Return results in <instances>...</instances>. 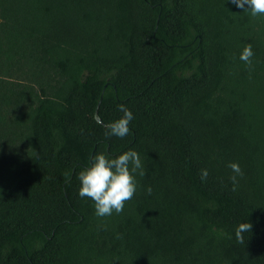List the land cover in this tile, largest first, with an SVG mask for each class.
I'll list each match as a JSON object with an SVG mask.
<instances>
[{
  "label": "trees",
  "instance_id": "obj_1",
  "mask_svg": "<svg viewBox=\"0 0 264 264\" xmlns=\"http://www.w3.org/2000/svg\"><path fill=\"white\" fill-rule=\"evenodd\" d=\"M121 104L130 133L106 136ZM129 150L145 175L98 217L78 173ZM0 264H264V14L0 0Z\"/></svg>",
  "mask_w": 264,
  "mask_h": 264
},
{
  "label": "clouds",
  "instance_id": "obj_2",
  "mask_svg": "<svg viewBox=\"0 0 264 264\" xmlns=\"http://www.w3.org/2000/svg\"><path fill=\"white\" fill-rule=\"evenodd\" d=\"M236 7L242 10H250L253 16L264 14V0H231ZM254 52L249 44L240 55V60L250 68ZM119 110L123 113L122 118L108 125L109 131L106 136L124 138L130 133V123L134 119L133 113L126 106L121 104ZM229 168L242 176L243 171L238 163H229ZM145 175L139 154L129 150L123 154L109 159L104 154H97L93 157L92 167L78 173L80 181L79 196L89 198L94 202L95 214L98 217L111 216L113 212L119 214L123 211L125 203L130 201L137 190L136 174ZM208 177L207 169L201 170V179ZM236 183V176L232 177ZM151 192V189H148ZM252 229L251 223H241L236 229V239L244 243L243 233Z\"/></svg>",
  "mask_w": 264,
  "mask_h": 264
},
{
  "label": "water",
  "instance_id": "obj_3",
  "mask_svg": "<svg viewBox=\"0 0 264 264\" xmlns=\"http://www.w3.org/2000/svg\"><path fill=\"white\" fill-rule=\"evenodd\" d=\"M95 118H96L98 123H101V118H100V116L98 114V111L96 112V117Z\"/></svg>",
  "mask_w": 264,
  "mask_h": 264
}]
</instances>
